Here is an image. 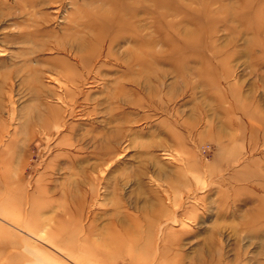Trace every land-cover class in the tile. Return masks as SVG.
Returning a JSON list of instances; mask_svg holds the SVG:
<instances>
[{"label": "rangeland", "instance_id": "374dc122", "mask_svg": "<svg viewBox=\"0 0 264 264\" xmlns=\"http://www.w3.org/2000/svg\"><path fill=\"white\" fill-rule=\"evenodd\" d=\"M246 1L192 4L191 46L162 0H0V264H264Z\"/></svg>", "mask_w": 264, "mask_h": 264}, {"label": "bare ground", "instance_id": "6f19581e", "mask_svg": "<svg viewBox=\"0 0 264 264\" xmlns=\"http://www.w3.org/2000/svg\"><path fill=\"white\" fill-rule=\"evenodd\" d=\"M154 1L155 2H158V3H161L160 0H154ZM222 1L223 0H186L185 2H182V3L179 2V3H175V4H172L171 5L168 1L166 2V1H163L162 0V2H165V3H162V6L165 5L167 11L165 12V14H160L159 16H160V18H161L162 21L163 20L165 21L164 24L166 26H168L172 30H175L176 31V29H178L177 26H176V24H174L172 21L171 22H166V17L168 15L169 16H172V15H175V14H178V15L183 14L184 15L183 18H187L185 16H188V18H187L188 19V22L191 25H195L193 22L190 21L192 19L189 17V14H188L190 12L189 9L191 8V5L192 4H197L198 6H201V8L203 9V11L205 12L204 15H207V17H214L215 12H213L211 10V5L214 4V3H216V2H222ZM241 1H242V4H241V6H239V9L237 11L239 12V14L242 17V19H245L246 22H250L249 19H251L252 17H254V16H257L258 17V15H259L258 10L261 9V5L260 4L255 3V2H249V1H246V0H241ZM43 4H45V3H43ZM223 9L226 10L228 8H226L224 6H221L220 7V11H223ZM140 15H141V13H140ZM128 16H130L131 19H134L136 17H139V16H137L136 12H133V11L129 12L128 13ZM195 26H196V29L195 28L192 29V30L187 29L183 33V34H185V37H184L185 40H184V42L186 41L185 43H188L191 46L195 43V41H196L195 39H197V37L199 35V31L202 30L198 25H195ZM116 27H117V29H122V28L130 29L132 26H131V23H128L125 20H123V21L117 22ZM140 36H142V35H140ZM163 40H165V39H163ZM171 51H175L176 52L177 51V48L172 49ZM139 61H141V60L139 59Z\"/></svg>", "mask_w": 264, "mask_h": 264}]
</instances>
